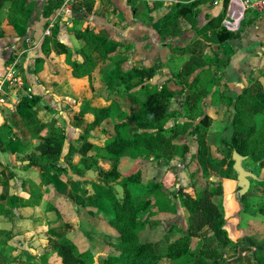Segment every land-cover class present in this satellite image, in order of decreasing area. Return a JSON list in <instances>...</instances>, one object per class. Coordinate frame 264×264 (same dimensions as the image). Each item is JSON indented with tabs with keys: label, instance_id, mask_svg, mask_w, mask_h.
<instances>
[{
	"label": "trees",
	"instance_id": "trees-1",
	"mask_svg": "<svg viewBox=\"0 0 264 264\" xmlns=\"http://www.w3.org/2000/svg\"><path fill=\"white\" fill-rule=\"evenodd\" d=\"M13 1L23 19L29 18L30 15L24 7L25 1ZM204 2L206 0L171 3L164 7L162 15L153 16L149 12L148 20L157 25L156 31L161 37L177 36L196 27L198 6ZM62 3V0H47L43 17L49 18L61 7ZM226 3L227 0L224 1V9ZM82 4V7H76V9L83 8L87 13L93 12V1L83 0ZM162 6L160 2L154 8ZM222 21L223 17L221 16L211 19L204 28L197 31L198 36L209 43L208 45L204 44L206 47L216 46L219 48L228 41L239 37L242 29L237 33H230L224 29ZM19 22L15 26H24L22 22ZM72 31L76 39L83 43L81 48L73 51L59 42H51L50 38H45L42 43L44 57L49 56L51 52L49 44L52 43L56 52L64 54L70 62L74 77H80L83 72L88 73V70L94 69L96 64L92 54L98 55L104 61L107 59L113 64L102 77L105 92L96 95L97 98H103L110 104L106 107L92 108L89 102L82 106H77L74 103L73 107L78 109V113L69 121L70 124L84 122L85 117L91 115V121L87 125L92 130L99 128L106 120L113 121L114 135L109 137L102 148L106 159H111V170L107 171L99 182L91 184L93 194L82 202V205L90 209L94 208L98 213L102 208L106 209V221L119 236L118 241L112 239L104 241L106 252L105 255L99 256L98 264H161L163 259L177 264H223L224 256L219 253V250L229 247L230 241L225 231L224 212L221 206L213 201L214 197H221L223 188L221 184H215L209 179L210 175L227 179L231 174H235L232 168L234 153L253 163H258L264 168V130L258 129L254 121L256 115H264V100L262 102L258 99V95L260 98L264 97L261 94V84L253 83L234 102L230 101L229 106L233 108L234 113L224 131L231 127L232 134L229 141L221 140L226 155L222 159L216 160L211 156L206 141L211 119L206 115H201L202 118H200L197 110L202 106L203 98L209 94V89L214 87L217 80L221 78V69L227 65L225 60L220 59L215 53L213 57L207 56L206 58L202 47L192 49L189 60L182 65L178 73V77L182 80L180 84H183L184 88L187 87V91L182 93L183 98L177 101L175 96L178 94L171 90L169 81L160 88L151 84L158 69L157 66L145 68L133 65L129 69H124L131 52L129 46L115 43L106 36L93 33L88 24L80 29L74 28ZM57 34L58 27L55 26L51 36L55 37ZM202 35L205 39L201 37ZM194 47H197L196 44ZM120 48H122V53L118 52ZM74 54H78L83 61L81 63L76 60L70 61ZM35 62V73H37L45 59L40 58ZM211 66H216L219 69L217 80L202 78L210 71ZM206 67L209 68L208 71L205 69ZM196 73L198 74L189 82V78ZM137 86H140V89L130 93L129 90ZM122 92L129 93L127 98L139 106L131 115H124L118 104L113 101V98L121 95ZM24 101L20 106L23 125L32 138L41 140V143L28 156V160L42 167L43 172L40 174V180L45 186H48L53 183L54 177L50 171L57 170L58 163L64 155V145L67 141L66 131L57 127L55 121L48 124L37 118V114L44 109L40 103V97L33 96L31 100L24 99ZM171 102L179 104L184 113L170 111ZM7 113L6 109L0 108V129L9 127ZM179 118H183V123L178 121ZM196 118L199 120L194 125ZM170 120H175L176 123L173 127L166 128ZM7 134L11 135L10 129ZM185 136H190L196 141L197 153L193 160L201 171V175L194 183V191L187 193L181 187L176 192V198L180 202L179 206L186 215L187 229L182 230L180 236L168 244L164 254H158L155 252L152 242H141L139 239V235L147 224V219L142 221L141 215L149 211L152 202L150 200L136 201L126 184L122 185L124 197L119 200L112 191L109 180L115 181L120 177L117 166L122 156L130 149L140 152L144 157L166 162H171L176 155H180L179 157L184 159L189 148L185 143L179 153L175 141ZM80 152L82 151L80 150ZM69 154L70 152L66 157ZM84 160L88 162L90 159ZM95 160L93 158L91 161L95 163ZM94 163H88V167H92ZM138 178L133 177L129 180L135 182ZM256 184L264 186V181L257 178ZM155 188L153 190L155 211L160 215H175L177 207L163 199L161 194L155 192ZM243 200L244 198H242V202ZM258 212L264 216V205L258 209ZM0 214L8 213L0 209ZM149 215L151 216V212ZM176 227V224L172 223L167 233H172ZM204 229L209 230L210 238L216 242L218 247L202 250L198 245L192 249L191 240L199 238V234ZM48 242L61 264H94L90 253H77L72 238L60 235L59 231L49 233ZM37 259L32 264H45L44 255ZM208 259L212 262H208ZM255 264H264V254Z\"/></svg>",
	"mask_w": 264,
	"mask_h": 264
},
{
	"label": "crops",
	"instance_id": "crops-1",
	"mask_svg": "<svg viewBox=\"0 0 264 264\" xmlns=\"http://www.w3.org/2000/svg\"><path fill=\"white\" fill-rule=\"evenodd\" d=\"M24 1L25 10L30 17L22 19L13 0H0V77L10 63V52L22 49L24 55L20 59L19 73L26 89H23L20 97L41 98L40 103L44 109L37 114V118L43 123L53 116L51 110L54 109L47 103L50 97L54 96L51 83L56 82L62 73L67 74V68L70 70L65 64L64 54H58L52 43H50V55L45 58L42 54L41 45L45 38H49L43 37V32L51 24L53 28L58 27V34L52 37L53 40L73 51L78 50L82 42L76 39L71 30L83 28L86 24L93 33L106 36L115 43L129 46L131 52L128 63H131V66L158 67L153 82L158 84L159 88L171 80L175 73H179L182 65L189 60L192 49L202 47L206 58L207 56L210 58L215 53L220 59L225 60L227 65L221 69L222 76L219 80H217L219 69L216 66H211L210 73L202 77L208 78L211 75V78L209 77L211 80H217V84L211 88L210 95L208 94V98L204 100L205 112L211 110L210 99L217 92V88L220 90L221 97H224L216 105L215 111L220 116L216 122H211L210 129L220 125H223V129L228 126L227 117H224L234 111L229 106L230 101L234 102L253 83L261 84V94L264 95V6L253 9L258 15L253 21L241 23L242 31L237 39L230 40L217 48L216 46L206 47L204 44L209 43L202 40L197 31L204 28L211 19L220 16L224 18L225 0H206L198 6L199 13L194 29L167 38L157 33V25L148 20L149 12L150 15L159 16L164 13V7L171 3L188 0H91L94 2L92 13H87L83 8L76 9V7H82L83 0H62L61 7L47 19L43 17L47 0ZM160 2L163 8H154ZM19 20L23 21L24 26H15ZM53 28H51V35ZM201 37L205 39L203 35ZM195 44L197 47H194ZM40 58L45 59V62L35 73V61ZM59 71L61 72L57 74ZM197 74L191 76L189 81ZM66 80H69L68 76ZM176 87L170 84L171 90L175 91ZM68 89L70 91V88ZM217 95L216 93L215 96ZM258 96V99L263 102L264 97ZM11 99L15 101L14 97ZM19 102L18 99L16 103H13V111H7V118L8 126L13 132L18 130L20 137L10 138V134H7L9 127L0 129V209L8 213L0 214V264L29 262L27 260H32V255H37L40 249L49 247L48 234L55 231L72 238L77 248L81 242H84L85 252L91 253L89 249L95 245L97 249L99 247L97 256L104 254L105 244L103 242L99 244L97 241L105 231L111 234L113 230L109 229V225L93 217L90 212L86 213L84 208L82 209L81 195L85 192L84 189L74 188V185L72 186L67 179H63L60 174L67 168L65 161L61 159L57 170L50 171L54 174L53 183L45 186L40 180L42 167L28 160V156L41 143V140L32 137L28 139L23 135V131L20 132L23 125L18 114L22 111L19 109ZM54 103L57 105L58 114L62 116L63 110L60 104L56 100ZM63 103L68 104L67 101ZM76 104L81 106L80 102ZM228 129L231 128L228 127ZM216 132L213 136L218 138V131ZM190 149V154H194L195 147L190 146ZM137 159L141 160L140 156ZM75 164L76 160L73 161V165ZM90 174L91 170H84L76 180H80L81 175L84 176L81 180L88 179ZM68 175L74 176L70 170ZM33 192L34 194L42 192V199L39 202L31 200Z\"/></svg>",
	"mask_w": 264,
	"mask_h": 264
},
{
	"label": "rangeland",
	"instance_id": "rangeland-1",
	"mask_svg": "<svg viewBox=\"0 0 264 264\" xmlns=\"http://www.w3.org/2000/svg\"><path fill=\"white\" fill-rule=\"evenodd\" d=\"M252 10L253 9H248V11L245 13V18L242 20L243 24H245L246 21L250 22L253 21V19L257 18L258 16L257 11L256 10L252 11ZM20 18L23 19L22 16ZM19 21H20L19 23L23 22L21 20ZM48 37L51 39V42H55L52 36L51 37L48 36ZM82 45L83 43L81 44V46ZM42 48L43 45H41V51ZM22 51H23L22 49L12 50V52H10L9 57H12L14 55L15 56L19 55L21 59L22 55H24L23 54L24 52ZM118 52L122 53L123 52L122 48L118 49ZM92 56L95 59V64H96L94 66V69L91 68V70H88L89 71L88 73L83 72L80 77L72 76V69L69 64L70 62H68L67 58L65 57V62H66L65 64L68 65L70 70L67 68L68 70L67 74L62 73L60 76L63 78L58 77L57 78L58 80H56V82L51 83L52 84L51 91L54 94V96L52 95L47 103L52 105L54 109L51 110L53 116H50L48 119L45 120L46 122H44L49 124L52 121H55L57 127L62 128L65 131L67 130L66 131L67 141L64 145V155L62 158L63 160L65 159L64 161L67 165V168L61 171L60 174L63 179H67L69 182H71L72 186L74 185V188L78 190L84 189L85 192H83V195H81L83 200H85L86 198H88V196L93 194V189L91 184L93 182H99L101 179H103L104 174L107 171L111 170V159H106V154L102 148L106 144L109 137L114 135L112 120H106L105 122L102 123V125H100L99 128L93 130L89 129L87 125L91 121V115H87L85 117L86 119L84 121L85 123L76 121L77 123H75L74 125L69 124V121L72 120L73 116L78 113V109L73 107V103L80 102L82 106L85 105L87 102H89L92 108L106 107L110 104L108 102H105L103 98H97L96 95L100 92H105V87L103 86L102 77L104 73H106V71L113 66V64L107 59L104 61V59H101L96 54H92ZM211 56L213 57V55ZM20 59H19V65H20ZM75 60L80 63L83 61L78 54H74L70 58V61H75ZM130 64L131 63L125 64L124 69H129L131 67ZM19 65H18V70H19ZM208 70L209 68L207 69V71ZM60 72L61 71H59L57 74H59ZM207 73H210V71H208ZM67 76L69 77V80H66ZM209 77L211 78V75L208 76V78ZM208 78L205 76V79ZM181 81L182 80H180V78L178 77V73H175L172 79L169 80L170 84L177 86L175 90V93L178 94L175 96V99L177 101L181 100L184 96L182 93L187 91V87L184 88L183 84H180ZM23 84L25 83L23 82ZM151 84L155 85L156 87H159L158 84L157 85L154 84L153 80H151ZM11 88L9 85H6L4 87V90L6 91L7 95H9L7 96L9 97L8 99L14 96V94H12L13 92L14 93L18 92L19 97L16 94L15 98L16 99L18 98L20 100L19 105L21 106L22 103L25 102L24 99L20 97V95H22V92L20 91L18 86ZM68 88H70V91ZM23 89H26V86L25 87L23 86ZM139 89L140 86H137L133 89L131 88L129 91L131 93L132 91H137ZM211 90L212 89L210 88L208 91L209 95ZM219 91H220L219 88H217L216 93L218 95L215 96L216 94L215 93L213 94L214 96L211 97L212 100L210 99L212 105L210 111L205 112L203 109L204 105H206L204 103V100H206L209 95L207 94V96L203 98L201 102L202 106H200V108L197 110L200 118H202L201 115H206L211 119V122L212 121L216 122L217 118L220 116L218 112L215 111L216 105L218 104V102L222 101L221 93ZM128 94L129 93L122 92L121 95L113 98V101L118 104L120 110L123 111L124 115H131L134 111H136L139 108L137 104H135L129 98H127L129 97ZM32 97L33 96H31L29 100H31ZM54 100H56L57 103L60 104V107L63 110L62 111L63 113H61L62 116L58 114L57 105L56 103H54ZM66 101L68 102V104L63 103ZM171 103L172 104L170 106V111L184 113L179 104H176L174 102ZM70 104H72V106H69ZM233 113L234 111L224 117V118L227 117V121H228L226 122L227 124L230 123L231 120L230 118L232 117ZM18 114L20 115L21 123L23 125L21 112ZM61 117H63V119ZM182 119L183 118H179L178 121L183 123ZM198 120L199 118H196L194 125L198 122ZM40 121L42 122L41 119ZM254 121L258 129L264 130V115H256L254 117ZM175 123H176L175 120H170L167 123L166 128L173 127ZM9 129L11 130L10 138L20 137L18 130H16V132H13L11 128ZM103 129L104 132H102ZM210 130L218 131L219 137L216 138L215 136H213L216 135L217 132ZM22 131H23V135L26 138L28 139L31 138L24 125L23 128L20 129L21 133ZM208 134H209V138H208ZM231 134H232V128L228 129L226 133V131H224L223 129V125L209 129V133H207L206 141L211 156L214 159L220 160L223 158V156L226 155V150L221 140L225 139L226 141H229L231 138ZM185 143L189 148V152L187 154L189 155V157H186L187 156L186 155L184 159H181L182 157H179L180 155H176V157L171 162H166L165 160L147 158L144 157L143 154H141L140 152L130 149L122 156L124 158L120 160V163L117 166V171L120 173V177L115 181H113L112 179L109 180L111 189L119 200H122L124 197L122 185L126 184L131 192L132 197L136 201L140 202V201L150 200L152 202L149 211L141 215L142 221L143 220L145 221L147 219V224L145 226V229L139 235V239L141 242H146V241L152 242L154 244L155 252L158 254H164L166 252V248L168 244L172 243L175 239H177L180 236L182 230L187 229L186 215L184 210L179 206L180 202L178 198H176V192L181 187L183 191L187 193L194 191L195 190V188L193 187L194 183L196 182V179L201 175V171H199L196 162L193 160L194 155L197 153L196 141L194 138H190V136L180 137L178 141H175V145L178 147L179 153H181L182 147H184ZM190 146L195 147L193 152L194 154H190L191 152ZM80 150L82 152H80ZM69 152H70L69 156L66 157V155ZM139 156L141 160L137 159L139 158ZM93 158L96 159L95 163L91 161L93 160ZM84 159H90V160H88V162H85ZM74 160H76L75 165H73ZM129 160H131L132 162H130ZM88 163L91 164L94 163V164L92 167H88L89 166ZM242 166L246 171L253 173L259 180L264 181V168H262L260 164L253 163L250 160H245ZM68 170H70V173H72V175L74 176L69 177ZM84 170L85 171L91 170L90 177H88V179L81 180L84 177L83 175H81L80 180H76L78 179L77 177L80 175V173L82 171L84 172ZM133 177H139L138 179H136L138 181L135 180V182L134 181L131 182L129 179ZM229 177L230 178L227 179L224 178L220 179L213 175H210V179H209L215 184L217 183L221 184L223 188V194L221 195V197H214L213 201L217 202V204L221 206L224 212V217L226 220L225 231L229 238L230 245L225 249H220L219 253H222V255L224 256L223 264H255L259 259V257H261L264 254V216L259 214L258 212V209L262 205H264V186L256 184V180H250V189L248 193L243 197L238 198L235 174H231ZM154 188L156 190L155 192L161 194L162 198L164 197L163 199L168 200L171 204L177 207V212L175 215H160L157 213V211H155V206H154L155 202L153 197ZM242 198H244L243 202H242ZM40 199H42V192H36L35 194L34 192L32 193L31 200L35 202H39ZM82 202H81V207L82 209L84 208L83 210H85L86 213L90 212L91 215H93V217L108 225L106 221L107 215L105 214L106 209L102 208L101 211L98 213L97 211H95L94 208L90 209L82 205ZM150 212H151V216L149 215ZM94 215H96L97 217ZM172 223H175L177 227L172 233H167ZM109 229L112 228L110 227ZM112 230H111L112 231L111 234L106 233L105 231V233L102 234L103 236H101L98 239L99 241L97 242L99 244L103 242L104 244V241L109 239L118 241L119 240L118 234L114 229ZM209 235H210L209 230L204 229L199 234V238H193L191 240V248L195 249L198 245L202 250L217 248L218 246L216 242L212 238H210ZM48 246L49 247H47L46 249L45 248L40 249L39 251L40 254L39 253H37V255L31 254L33 256V259L27 260L29 262L26 263L32 264V262L38 260L37 258H40L44 255L45 264H61L60 259L57 256L55 257L56 254H54V252L51 250L52 248L50 247V244H48ZM96 246L98 247L99 245ZM85 250H86L85 244L84 242H81L79 244V248H77L76 251L79 254H83L86 253ZM89 251H91V253L90 252L88 253L91 254L94 264H98L99 256L105 255L104 253L97 256L98 255L97 253L99 252V247L97 249L95 245L94 247H91ZM207 261L210 263L212 262V260L210 259H208ZM24 263L25 262L18 261L17 264H24ZM161 264H177V263L163 259L161 261Z\"/></svg>",
	"mask_w": 264,
	"mask_h": 264
},
{
	"label": "built area",
	"instance_id": "built-area-1",
	"mask_svg": "<svg viewBox=\"0 0 264 264\" xmlns=\"http://www.w3.org/2000/svg\"><path fill=\"white\" fill-rule=\"evenodd\" d=\"M264 6V0H227L225 16L222 21V26L224 29L230 33H237L241 28L242 20L245 18V13L248 9H254ZM52 24L49 25L43 32V37H48L51 35ZM11 61L9 65L5 68L4 74L0 77V108L6 109L7 111H13L12 105L18 101V98H15V95H18V92L14 93V100L12 97L8 99L4 87L9 85L11 87L18 86L20 91L23 93V80L18 70L20 56L10 57ZM12 89V88H11ZM6 96V97H5ZM5 97V98H4ZM30 98V96H29Z\"/></svg>",
	"mask_w": 264,
	"mask_h": 264
},
{
	"label": "water",
	"instance_id": "water-1",
	"mask_svg": "<svg viewBox=\"0 0 264 264\" xmlns=\"http://www.w3.org/2000/svg\"><path fill=\"white\" fill-rule=\"evenodd\" d=\"M232 160L234 162L232 168L236 174L237 197L241 198L248 193L250 189V180H257V177L243 168L242 164L246 160L244 157L234 153L232 155Z\"/></svg>",
	"mask_w": 264,
	"mask_h": 264
}]
</instances>
